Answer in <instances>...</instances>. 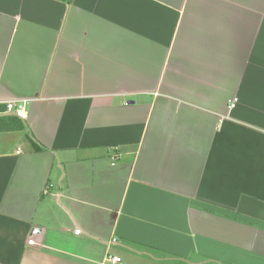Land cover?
<instances>
[{
    "label": "crops",
    "instance_id": "obj_1",
    "mask_svg": "<svg viewBox=\"0 0 264 264\" xmlns=\"http://www.w3.org/2000/svg\"><path fill=\"white\" fill-rule=\"evenodd\" d=\"M111 256L264 264V0H0V264Z\"/></svg>",
    "mask_w": 264,
    "mask_h": 264
},
{
    "label": "built area",
    "instance_id": "obj_2",
    "mask_svg": "<svg viewBox=\"0 0 264 264\" xmlns=\"http://www.w3.org/2000/svg\"><path fill=\"white\" fill-rule=\"evenodd\" d=\"M27 101H10L7 102L6 105V113H9L17 118H22L24 119L26 117L27 114ZM47 193V191H46ZM81 230L80 229H75L74 233L75 235H80L81 234ZM114 242H116V240H114ZM30 245H34L35 241L34 240H30L29 241ZM108 263L110 264H120L121 263V258L117 257V256H111L108 257L106 260Z\"/></svg>",
    "mask_w": 264,
    "mask_h": 264
},
{
    "label": "trees",
    "instance_id": "obj_3",
    "mask_svg": "<svg viewBox=\"0 0 264 264\" xmlns=\"http://www.w3.org/2000/svg\"><path fill=\"white\" fill-rule=\"evenodd\" d=\"M33 149L36 151V152H41V151H44L46 150L42 145H40L32 136H30V139H29Z\"/></svg>",
    "mask_w": 264,
    "mask_h": 264
},
{
    "label": "water",
    "instance_id": "obj_4",
    "mask_svg": "<svg viewBox=\"0 0 264 264\" xmlns=\"http://www.w3.org/2000/svg\"><path fill=\"white\" fill-rule=\"evenodd\" d=\"M34 233L36 232V231H33ZM38 232V231H37Z\"/></svg>",
    "mask_w": 264,
    "mask_h": 264
}]
</instances>
